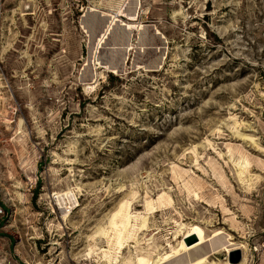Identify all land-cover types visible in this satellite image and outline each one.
Wrapping results in <instances>:
<instances>
[{"label":"rangeland","instance_id":"rangeland-1","mask_svg":"<svg viewBox=\"0 0 264 264\" xmlns=\"http://www.w3.org/2000/svg\"><path fill=\"white\" fill-rule=\"evenodd\" d=\"M237 252L264 264V0H0V264Z\"/></svg>","mask_w":264,"mask_h":264},{"label":"bare ground","instance_id":"bare-ground-1","mask_svg":"<svg viewBox=\"0 0 264 264\" xmlns=\"http://www.w3.org/2000/svg\"><path fill=\"white\" fill-rule=\"evenodd\" d=\"M139 34L140 33H138L137 35L139 36ZM142 34V33H141ZM140 34V35H141ZM125 36V35H124ZM126 39L128 40L129 39V36H127L126 37ZM138 47H140L141 48V46L138 44ZM144 47H149V46H144ZM121 50V49H120ZM109 52V51H108ZM120 52H122V51H120ZM107 53V52H106ZM69 194L70 193H66V194H64V196H59V197H57L56 199H57V201H58V203H59V205H64V206H66L64 209L66 210H68V209H70L71 208V206H72V201H70V198H71V196H69ZM63 197H65V198H63ZM66 200H68V202L67 203H65V201ZM74 202V201H73ZM75 203V202H74ZM229 261V260H228ZM243 262H244V257H243ZM228 264H238V263H231L230 261H229V263Z\"/></svg>","mask_w":264,"mask_h":264},{"label":"water","instance_id":"water-1","mask_svg":"<svg viewBox=\"0 0 264 264\" xmlns=\"http://www.w3.org/2000/svg\"><path fill=\"white\" fill-rule=\"evenodd\" d=\"M100 17H102V16H101V15H98V16L96 17V18L98 19V21H99L98 26H99V24H100V22H101V18H100ZM94 30H95V29H94ZM94 30H93V31H94ZM93 31H90V32H88V33L91 35ZM112 31H120V32H122V33L125 35V37L129 36V35H128V32H126V31L124 30V28H120V27H117V26H114V25L111 27V32H110V33H112ZM141 32H143V31H141ZM229 260H230L231 263H237V262H239V260H240V256H239L238 252H237V256H236V258H230Z\"/></svg>","mask_w":264,"mask_h":264},{"label":"crops","instance_id":"crops-1","mask_svg":"<svg viewBox=\"0 0 264 264\" xmlns=\"http://www.w3.org/2000/svg\"><path fill=\"white\" fill-rule=\"evenodd\" d=\"M146 46H149V45H146ZM110 47H111V39H110ZM108 52V51H107ZM106 53V52H105Z\"/></svg>","mask_w":264,"mask_h":264}]
</instances>
